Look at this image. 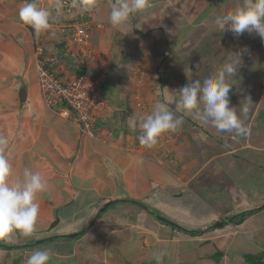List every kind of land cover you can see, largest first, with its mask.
<instances>
[{
    "label": "crops",
    "instance_id": "crops-1",
    "mask_svg": "<svg viewBox=\"0 0 264 264\" xmlns=\"http://www.w3.org/2000/svg\"><path fill=\"white\" fill-rule=\"evenodd\" d=\"M35 2L55 14L56 0ZM110 2L104 3L105 7L100 4L101 14L111 11L115 0ZM23 3L24 0H0V133L11 137L7 152L12 168L10 180L22 179L24 170L28 169L41 174L47 181V190L36 197L40 208L35 232L27 240L17 233L21 240L16 249L50 243L68 251L63 258L71 259L67 263L73 261V264L80 263L76 257L85 263L96 260L95 264H247L246 255L256 256L264 247V241L259 239L261 234L264 237V219L257 220V215H264V201L258 210L255 200L236 204L228 202L222 193L213 199L209 196L211 205L207 200L192 199L187 190L195 185V178L189 183L176 180L178 162L163 161L169 156L165 148L156 144L144 151V147H139V129L130 130L129 123L134 115L143 114L136 111L132 94L126 96L119 88L104 83L110 102H116L113 113L105 109L100 115L103 120L96 123L94 137L84 136L72 117L63 118L44 106L34 65L36 43H42V60L57 76L77 74L79 66L74 61L79 53L75 58V47L69 43L67 34L47 32L36 36L19 19L18 11ZM143 14L134 15L127 24L128 33L124 32L127 43H139L145 35L143 30H133L138 22L132 21V18L141 19ZM106 16L109 20L105 13L103 17ZM111 27L93 29L97 34L90 32L91 45L96 40L106 56L113 53L117 42ZM116 28L115 31L120 27ZM93 48L100 53L98 48ZM121 119L127 127L124 128ZM182 145L180 141L168 145L173 160L186 154L179 149ZM186 193V197L201 203V215L188 211L182 203L181 206L173 203ZM203 205L207 206L204 214ZM256 209L240 219V223L229 224ZM152 213L170 219L178 229L165 225ZM234 228L245 236L233 239ZM250 234L257 241L251 242ZM7 249L14 251L10 246ZM218 251L223 257L216 263L211 257Z\"/></svg>",
    "mask_w": 264,
    "mask_h": 264
},
{
    "label": "rangeland",
    "instance_id": "rangeland-1",
    "mask_svg": "<svg viewBox=\"0 0 264 264\" xmlns=\"http://www.w3.org/2000/svg\"><path fill=\"white\" fill-rule=\"evenodd\" d=\"M104 1L99 2L104 7V3H111L110 0ZM222 3L224 0H158L156 2L153 0L154 6L151 13H144L139 20L132 18V21L138 22V26L134 25L133 30L145 32L139 43H127L128 39L124 33L127 32L126 24L120 26L117 31H115L116 27L113 28L117 42L112 54L104 55L102 49L98 48L97 41L92 40L93 46L99 49V54L94 50L95 53L91 59H84L80 56L77 58L78 52L75 47L73 55L78 60L85 62L84 66L88 73L85 76L102 77L101 88L94 94L96 95L95 108L97 110L92 113L100 118V115L106 112L105 109H109L110 113L116 102H110L109 95V101L100 97L104 83L108 82L115 89L117 88L116 90L119 88L118 91L126 96L132 94L136 111L147 115L151 113V108L157 101H164L165 93L179 89L188 83L189 79H199L203 83L209 75L214 74L222 67L229 52L246 47L247 51L243 56L237 83L233 85L232 91L229 93V106L237 108L238 115L249 130L248 133L237 136L235 133L220 132L210 123H205L199 116L193 114L184 116L183 124L174 133L170 131L162 134L158 138L157 147L165 148L164 152L169 155L168 159L163 160L164 162L171 164L178 162L176 180L181 183H189L193 177L195 178V185L187 190L192 194V199L207 200L211 205L209 196L212 195L213 199L217 197L219 191H225L227 193L225 199L228 202L235 201L238 204L239 201L244 203L255 200L254 206L260 209V205L264 201V41L255 33H244L239 37H234L230 32H220L215 23L216 17L241 6L238 0L234 2L233 7H230L231 2L229 7L228 4L222 5ZM100 4L97 3L90 11L73 8L68 15L76 19L81 16L80 21L97 19L100 23L95 20L93 22L101 26L98 30H106L107 26L112 25L109 23L110 19L103 16L106 13L109 17L110 10L107 8L108 12L101 14L102 5ZM92 33L97 34L98 32L93 30ZM129 33L132 34V31ZM175 41L177 44H174ZM40 45L42 46V43ZM165 54H168V57H165ZM78 60L74 61L76 67L79 66ZM69 64L71 66V61ZM101 73L106 75L103 76ZM245 97L251 98L246 117L240 113ZM169 107L174 111V105H169ZM181 115L183 113H177V116ZM121 120L123 121V119ZM123 123L124 128L127 127V123L125 121ZM177 141L183 143L179 149L186 154L183 158L177 156L173 160L168 145ZM185 144L190 146L189 149ZM185 146L187 148L182 149ZM139 147H144V151L149 148L143 145H139ZM206 153L210 159L203 162L201 159L206 157L204 156ZM187 163L190 165H186ZM232 190L235 191L232 193L230 192ZM182 195L179 196L182 198L181 200L179 198L173 203L178 206H181L182 203V206L188 211L191 210L196 215H201V203L198 204L190 197H186L187 193L185 196ZM202 207V214H204L207 206L203 205ZM258 213L260 212L258 211ZM263 219L264 215H257L258 221ZM231 222L238 224L241 220ZM16 234H13L9 243L0 242V246L3 247L0 249V264H26L27 258L34 251L45 249L52 253L49 264L74 263L73 261L67 263L71 259L63 258L67 256L68 251L51 246L50 243L38 244L25 250L20 249L22 251L17 250L16 246L20 245L19 240L21 239ZM235 234L233 239H236L238 235L245 236L243 233L242 235ZM249 236L252 237L251 242L257 241L252 234ZM102 238L104 240V236ZM25 239L27 240L28 237ZM259 239L264 241L263 234ZM56 242L58 243V241ZM56 242L53 244L57 245ZM2 243L3 245H1ZM76 244L80 243H75L74 246ZM83 244L84 247L87 246L85 239ZM8 246L14 251L5 249ZM257 252L256 256L260 259L263 253ZM77 258L75 259L80 262L79 264H95L96 261L84 263L85 260Z\"/></svg>",
    "mask_w": 264,
    "mask_h": 264
},
{
    "label": "clouds",
    "instance_id": "clouds-1",
    "mask_svg": "<svg viewBox=\"0 0 264 264\" xmlns=\"http://www.w3.org/2000/svg\"><path fill=\"white\" fill-rule=\"evenodd\" d=\"M68 1H72V8L83 11H90L97 4V0ZM153 6V0H115V3L111 5L110 23L117 28L126 25L133 15L145 13ZM63 14L65 13L61 0H56L55 16L51 10L38 7L35 0H24L18 11L20 21L24 25L30 26L36 36L49 32L52 22ZM215 23L220 32H230L234 37H239L244 33H255L264 41V0H242L241 6L222 16H217ZM36 44L35 53L37 46H40V44ZM246 51L245 47L229 52L222 67L214 74L209 75L203 83L199 79H189V82L179 89L165 93L164 101H157L150 114L134 115L130 118V129L133 131L139 129L140 131L138 137L140 144L149 148L153 147L162 134L170 131L175 132L183 124L184 116L193 114L199 116L205 123H210L220 132L235 133L237 136L246 135L249 130L238 115L237 108L229 106V93L232 91L233 85L237 83L238 73ZM42 53L41 47V53L36 55L34 65L36 59H39L46 68L45 62L42 60ZM244 101L240 113L246 117L251 98L245 97ZM169 105H174V111ZM48 110L57 111L58 114L60 112L58 109ZM177 113H183V115L177 116ZM70 119L74 121L75 118ZM10 143L11 137L0 133V242L5 244L11 241L14 233H19L24 237L33 235L40 208L36 197L38 193H44L47 190V181L41 174L28 169L24 170L22 179L10 180L12 168L7 159ZM255 211L257 210L249 211L246 214ZM152 214L155 217L157 215L167 219L170 224L156 217L165 225L178 229L179 226L173 224L170 219L158 213ZM229 224L231 223L229 222ZM234 229L238 234V230ZM260 252L264 254V248H260ZM51 258L50 250H36L27 258L26 264H49Z\"/></svg>",
    "mask_w": 264,
    "mask_h": 264
},
{
    "label": "built area",
    "instance_id": "built-area-1",
    "mask_svg": "<svg viewBox=\"0 0 264 264\" xmlns=\"http://www.w3.org/2000/svg\"><path fill=\"white\" fill-rule=\"evenodd\" d=\"M71 3L72 1L63 2L65 14L52 22L49 32L67 34L69 43L76 47L79 55L84 59H91L95 49L91 45L90 32L93 29L101 28V26L94 23L93 20L80 21L81 16L78 19L71 18V15H68L73 9ZM40 53L41 47L38 45L36 55ZM35 66L39 92L44 105L51 110L59 109V115L63 118H75L74 122L82 134L94 137V128L98 118V116L92 115L97 110L95 108L96 95L94 94L101 88L102 77L90 78L77 74L68 78L59 77L47 70L39 59H36Z\"/></svg>",
    "mask_w": 264,
    "mask_h": 264
},
{
    "label": "trees",
    "instance_id": "trees-1",
    "mask_svg": "<svg viewBox=\"0 0 264 264\" xmlns=\"http://www.w3.org/2000/svg\"><path fill=\"white\" fill-rule=\"evenodd\" d=\"M235 1H237V0H224V3H226V4H228V7H229V3H230V7L232 6L233 7V5H234V2ZM239 2H240V4H242V0H238ZM134 16V15H133ZM132 16V17H133ZM175 43L177 44V41H175ZM66 50V49H65ZM80 56V55H79ZM81 57V56H80ZM82 58V57H81ZM80 62H81V64H79V68L77 69V75H81V76H85V75H87L88 73H87V71H86V67L84 66V64H85V62L84 61H82V60H80ZM59 77H66V78H68V77H71L72 75H68V74H66V75H58ZM101 93H102V97L104 98V99H106L107 101H109V97L107 96V94L109 95V90H107V89H104V87H103V89L101 90ZM103 120V118H99L98 117V120H97V122L98 121H102ZM180 128V127H179ZM207 154L208 153H206V154H204V156H206V157H203L201 160H203V162L204 161H208L210 158L207 156ZM212 157V156H211ZM219 193H222V195H227V193H225V191H221V192H219ZM250 215V213H248V214H245V215H242V216H240V217H238V218H236V220L235 221H237V220H240V219H243V218H245V217H247V216H249ZM232 224V223H231ZM56 225V224H55ZM193 235H197V234H193ZM2 245V244H1ZM1 248H3V247H1L0 246V249ZM5 248V247H4ZM7 249V248H6ZM222 257H223V253L221 252V251H218L217 252V254H216V256H212L211 257V259H213L216 263H218L221 259H222ZM244 259H245V261H246V263L247 264H264V254H263V256H261V258L260 259H258V257L257 256H251V255H246L245 257H244ZM85 263V262H84ZM157 264V263H156Z\"/></svg>",
    "mask_w": 264,
    "mask_h": 264
},
{
    "label": "water",
    "instance_id": "water-1",
    "mask_svg": "<svg viewBox=\"0 0 264 264\" xmlns=\"http://www.w3.org/2000/svg\"><path fill=\"white\" fill-rule=\"evenodd\" d=\"M24 92V91H23ZM156 217L159 219V220H161V221H163V222H166V223H169L170 224V222L167 220V219H165V218H162V217H160V216H157L156 215ZM70 237H75V235H72V236H70Z\"/></svg>",
    "mask_w": 264,
    "mask_h": 264
}]
</instances>
